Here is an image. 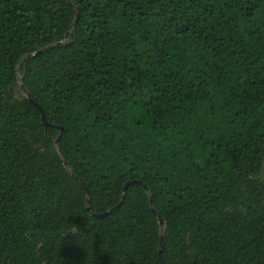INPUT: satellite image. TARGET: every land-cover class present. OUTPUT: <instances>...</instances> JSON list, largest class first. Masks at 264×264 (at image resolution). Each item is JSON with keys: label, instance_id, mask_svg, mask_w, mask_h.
Listing matches in <instances>:
<instances>
[{"label": "trees", "instance_id": "trees-1", "mask_svg": "<svg viewBox=\"0 0 264 264\" xmlns=\"http://www.w3.org/2000/svg\"><path fill=\"white\" fill-rule=\"evenodd\" d=\"M263 170L264 0H0V264H264Z\"/></svg>", "mask_w": 264, "mask_h": 264}, {"label": "water", "instance_id": "water-1", "mask_svg": "<svg viewBox=\"0 0 264 264\" xmlns=\"http://www.w3.org/2000/svg\"><path fill=\"white\" fill-rule=\"evenodd\" d=\"M20 88H21V90L23 91V93L27 96V98H29L30 100H31V98L29 97V94L27 93V91L25 90V88L22 86V85H20ZM32 101V100H31ZM33 104L40 110V113H41V118H42V120H43V122H44V124H45V126H47L48 124H47V122H46V119H45V115H44V112H43V110L41 109V107L37 104V103H35V102H33ZM56 142H57V140H55ZM64 164H65V166H67V163L64 161ZM74 175V174H73ZM133 182H138V183H140L145 189H147V187L143 184V183H141L140 181H133ZM130 183V181H128V182H126V184L124 185V187H123V194H124V192H125V190H126V188H127V185ZM122 198H123V195H122ZM122 198H121V200H122ZM121 200H120V202H121ZM120 202H119V204H120ZM150 203H151V200H150ZM118 204V205H119ZM117 205V206H118ZM87 210H88V208H87ZM153 211L155 212V210L153 209ZM108 213V211H106V212H104V213H101V214H96L95 216H97V217H103V216H105L106 214ZM156 214H157V218H158V222H159V226H160V229L162 230L163 229V224H164V220H163V217L159 214V213H157V212H155ZM162 247H163V237H162V235H161V238H160V247H159V250H158V257H159V260H160V264H163V262H162V260H161V250H162Z\"/></svg>", "mask_w": 264, "mask_h": 264}, {"label": "rangeland", "instance_id": "rangeland-1", "mask_svg": "<svg viewBox=\"0 0 264 264\" xmlns=\"http://www.w3.org/2000/svg\"><path fill=\"white\" fill-rule=\"evenodd\" d=\"M18 78L20 79V75H19V73H18ZM18 88H19V92L17 91V92H16V95H20V94L22 95V94H24L23 91H22L21 88H20L19 81H18ZM263 174H264V170H263Z\"/></svg>", "mask_w": 264, "mask_h": 264}]
</instances>
